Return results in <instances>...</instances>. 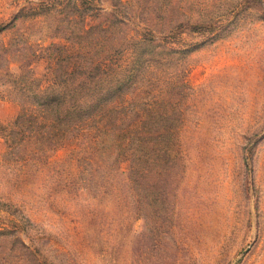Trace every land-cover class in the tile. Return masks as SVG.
<instances>
[{
  "label": "rangeland",
  "instance_id": "1",
  "mask_svg": "<svg viewBox=\"0 0 264 264\" xmlns=\"http://www.w3.org/2000/svg\"><path fill=\"white\" fill-rule=\"evenodd\" d=\"M0 24V264H264V0H0ZM33 77L81 105L121 79L125 138L94 150L100 108L62 144L14 126Z\"/></svg>",
  "mask_w": 264,
  "mask_h": 264
},
{
  "label": "trees",
  "instance_id": "2",
  "mask_svg": "<svg viewBox=\"0 0 264 264\" xmlns=\"http://www.w3.org/2000/svg\"><path fill=\"white\" fill-rule=\"evenodd\" d=\"M5 29H6V25L0 24V33ZM148 41H152V39H149L147 37H144L142 39L143 44L145 42H146L145 44H147ZM58 71L59 70L57 69V71L55 72V78L53 80V82L57 84L62 82L60 76H58L59 73ZM120 80L121 79L110 82L111 84L107 85L106 88H99L98 91L94 90L95 92L93 93L95 95L94 98L98 99L99 101L97 105L95 104L81 105L76 103V101L73 100L69 95L70 92L73 94L72 96H75L76 94L75 89H69L67 91V88H65V90H62L60 88L54 89L53 87L50 88L48 87V89L40 88V86L38 87V84L35 83L36 78L33 77L32 82L33 84H35V87H33L30 90V97L32 99L31 100L32 104L28 107L27 106L22 107L21 112L18 114L17 119L15 120L14 126L19 127L21 125H24L25 127L31 128L30 130H32L35 127V125L40 126L41 128L50 125L52 128H54V130L50 132V138L53 140V143H57L61 141L62 144L63 141L69 138L67 129H71L75 127L79 128L80 127L79 125L82 124L85 120L88 123H91L97 117L100 120L103 119L100 116H96V109L100 108L104 112L107 109L109 111L112 109L118 112L117 107L107 108L106 103L108 102L109 104L110 102H114L121 97L120 90L123 84L119 82ZM163 110L165 112L162 113V116L172 115L171 107ZM107 113L108 112H105L108 122L106 123L103 120V123H101L97 128L98 134H97L96 144H94V150H97L98 148H103L104 138L100 136L107 134L108 131H113L115 138L117 139H122L125 138L126 136V134L120 132L126 129L119 126L118 124L119 119L115 123H111L112 120H110V116ZM62 125H65L64 128L66 130L62 128H61L62 130L60 129ZM165 129L166 130L163 133L169 135L170 131L172 130V126ZM21 132L22 133H18L19 141L27 138V135L25 134L27 133L26 130L23 129V131ZM157 137H159V135ZM157 137L155 138L152 137L150 138L152 140H148L147 142L144 141L142 145L147 146L150 145L151 143L155 145L160 141V139ZM117 144L120 146L122 145L121 143L115 142V146ZM138 150L139 149H136V151ZM168 161L169 159L166 158L164 160V163L167 164ZM170 161L172 162L171 156H170Z\"/></svg>",
  "mask_w": 264,
  "mask_h": 264
}]
</instances>
